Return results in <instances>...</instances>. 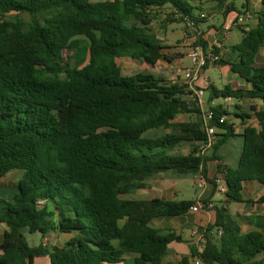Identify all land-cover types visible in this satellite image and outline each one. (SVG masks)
I'll use <instances>...</instances> for the list:
<instances>
[{
	"label": "trees",
	"instance_id": "1",
	"mask_svg": "<svg viewBox=\"0 0 264 264\" xmlns=\"http://www.w3.org/2000/svg\"><path fill=\"white\" fill-rule=\"evenodd\" d=\"M205 2L224 17L243 13L229 0H0V179L12 170L24 172L14 201L0 197V223L9 227L0 264H34L41 257L49 264H123L128 254L135 264H162L169 245L181 237L163 234L151 222L183 215L196 202L121 196L168 170L200 172L216 187V178L208 177L212 161L227 190L206 232L222 234L203 251L192 249V257L200 264H261L264 234H242L228 205L243 202L244 181L264 184V66H256L264 45V0L256 26L232 47L237 62H218L249 87L206 88L210 103L231 98L257 104L248 110L236 104L233 112L210 106L211 124L219 131L211 155L197 154L206 139L202 120L176 121L203 114L186 84L150 73L125 76L116 62L122 57L153 67L172 62L152 30L156 11L166 8L173 22L198 24ZM198 44L207 45L201 37ZM65 50L74 56L66 60ZM230 115L240 119L242 133H236ZM252 119L258 128L249 125ZM152 130L170 133L146 137ZM237 139L235 166L220 163L229 143L237 148ZM185 145L187 155L174 153ZM258 202L264 204V197ZM51 232L69 239L60 247H35L26 238Z\"/></svg>",
	"mask_w": 264,
	"mask_h": 264
},
{
	"label": "crops",
	"instance_id": "2",
	"mask_svg": "<svg viewBox=\"0 0 264 264\" xmlns=\"http://www.w3.org/2000/svg\"><path fill=\"white\" fill-rule=\"evenodd\" d=\"M263 0H246L245 5H243L242 10H250L253 15L251 19H254V23L252 20L248 21L245 27H240L242 33L243 31H249L254 28L257 24L256 14L263 9ZM215 4L211 2H205L204 10L200 13H206L208 17L204 20H200L197 25V32L193 33L190 40V44H186L185 46L189 48L191 43H193L195 35L201 37L207 45L212 44L216 38H218L219 34L216 35L215 32L221 31L222 27H216L214 24H211L216 16L221 15L223 17V21L225 26L228 23H231L235 20L238 15V12L233 11L230 12L227 16H223V14L219 11L213 10ZM239 10V11H242ZM198 13V14H200ZM254 16V17H253ZM203 23H209L207 25L208 33L205 32L203 28ZM222 24V25H223ZM236 30V29H235ZM215 31V32H214ZM231 30L227 37L224 39L223 50L222 52H228V60L237 62L236 56L232 55V47L239 42H235L231 46V50L227 46L228 40L232 37ZM213 35L211 38L207 35ZM243 38V36H242ZM242 40V39H241ZM186 41V40H185ZM187 41V42H188ZM198 41L196 42V44ZM180 55H184L179 53ZM259 58V59H258ZM256 60H259L260 64L256 63V66H264V45L260 48ZM210 65V64H209ZM218 68L219 82L223 83L224 87L226 85H230L233 88H248V84L241 79L237 74L231 71L229 65H220V64H211L208 68ZM207 68L201 74L200 80L195 84L198 89H206L209 84L216 86L218 89H222L218 87L217 81L212 79L210 76H206ZM235 83L237 87H235ZM223 87V88H224ZM205 94V91H204ZM209 98V95H208ZM209 100V99H208ZM244 100L235 101L234 99L228 100L225 99L224 102H229L227 104H243ZM248 102H252L254 105L257 104L255 101L247 100ZM214 101L209 102L210 106H214ZM225 107V106H224ZM226 108V107H225ZM201 115V120H202ZM200 120V119H199ZM249 125L258 128V123L255 119H252L249 122ZM236 133H242L243 125L236 126ZM188 146V145H187ZM189 148V146H188ZM190 150V148H189ZM189 153V152H188ZM187 155V154H185ZM210 163V162H209ZM217 163L218 162H213ZM222 164H227L228 161L223 160L220 162ZM218 165H214L215 170H217ZM211 164H208L210 179L216 178V187L214 184L208 183L200 174V172L191 173V174H179L174 170H168L162 173L155 174L151 179L145 182V188L135 191L132 194H127L121 196L123 200L129 201H146L152 199H161L165 201H195L196 204H201L202 208L198 211H192L191 209L180 216H165L156 218L151 222V227L160 230L163 234L173 233L176 236L181 237L180 242H172L169 245L168 254L165 257L162 264H196V261H199L196 258L192 257V249H196L198 251H203L207 242L218 243L217 241L220 238L218 234L219 230H213L207 233V227L212 225L215 222V207H220L224 204L226 200V186L223 182V175L219 173H213ZM24 172L22 170H12L8 172L5 176L0 179V197L8 202H13L16 194L19 192V182L23 178ZM193 181L194 184L191 186L187 185V181ZM195 188L194 197L185 199V196L188 195L189 188ZM242 197L243 202H232L228 205L229 213L232 219L237 222L241 229L242 234H248L252 232H262L264 234V204L258 202L260 198L264 197V184L259 183L255 180H247L243 182L242 188ZM204 201H208L210 207L204 208ZM195 204V205H196ZM9 231V227L5 223H0V245L2 244L6 232ZM193 231H197L198 233H204L207 237L206 244L202 245L199 243L196 237L192 236ZM207 233V234H206ZM26 238L31 246L44 245L48 247H60L68 241L69 236L51 232L46 235L44 238L40 233L34 234H26ZM2 256V252L0 251V257ZM258 261H261V264H264V256L261 255L257 258ZM200 262V261H199ZM50 260L48 257L36 258L34 260V264H49ZM123 264H135V256L134 255H126L124 258Z\"/></svg>",
	"mask_w": 264,
	"mask_h": 264
},
{
	"label": "rangeland",
	"instance_id": "3",
	"mask_svg": "<svg viewBox=\"0 0 264 264\" xmlns=\"http://www.w3.org/2000/svg\"><path fill=\"white\" fill-rule=\"evenodd\" d=\"M230 3H233L236 7L237 10H242L243 5H245L246 0H229ZM170 10L164 8L161 9L159 11H156V19L153 21L152 24V30L153 32L157 35V37L162 41V45L168 47V49L165 51V54L172 60V62H168V61H159L156 66H151L147 63H142L136 59H132L129 57H122V58H118L116 60L117 64L121 67L122 69V73L125 76H130L133 75L135 73H150L153 74L155 76L158 77H162L165 78L166 80L169 81H180L182 83H185V81L183 80V73L186 69H190L193 67L192 61L188 58L187 54L189 52V48H187L185 45L188 43L190 44V37L187 36V32L188 29L186 28L184 23H179V22H173L172 18L170 17ZM21 19H23L26 22H29L30 17L29 15L26 14H21L19 15ZM14 15H8L6 16L7 19L9 18H13ZM217 18H215L212 22H210L211 24H214L216 27L220 26L222 27L221 31L224 29L225 24L223 21V17L221 15H217ZM254 17V16H253ZM252 20V23H254V19H249V21ZM209 23H203V28L205 30V32L207 31L208 33V29H207V25ZM223 24V25H222ZM246 26V25H245ZM244 26V27H245ZM236 29V30H235ZM239 28H234L232 30H234L232 32V39L230 38L227 42V46L229 47V50H231V46L232 44H234L235 42H240L243 36V33L238 30ZM215 32L216 35L220 34V32ZM210 38L213 35H209L207 34ZM186 40V41H185ZM188 41V42H187ZM197 42V39L194 38L193 43H191V45H193L194 43ZM189 45V46H191ZM182 53L184 55H180L178 54ZM228 52H222L221 53V58H223L224 60H228V54H226ZM70 56H74V52H69L67 50L64 51V57L67 60L68 57ZM259 59V58H258ZM257 64L259 63V60H256ZM211 65V64H210ZM210 65H208L206 68V72L205 75L208 77L210 76L212 79H215L217 81V85L220 88H223L224 85L223 83L219 82V78L221 79L220 75H219V70L218 68H211L208 70V68L210 67ZM211 85V84H210ZM235 87H237V84L235 83ZM208 89L205 90V94L203 96V104L199 105L202 109L203 112H205L207 109H209V92L207 91ZM236 101V100H235ZM229 102H224L223 99H215L214 100V106L216 105H223L225 106L229 112H233L234 111V107L235 105L232 104H227ZM240 106H243L245 109H250V107L252 105H254L252 102H248L247 100H244L243 104H238ZM201 120V115H180L176 121L178 122H187L190 120ZM229 120L233 121L235 123H237V125H240L239 123L241 122L239 118H237L234 115H230L229 116ZM167 133H170L169 130H152L150 132H148L145 136L149 137V138H156V137H160L163 136ZM236 141L237 142V148H234L232 143H229L228 146L225 147V152L223 153V160L228 161L229 164H231V166H235L236 162H237V158L239 155V152L241 150V140H233V142ZM235 149V152H234ZM224 151V150H223ZM189 152V148L187 145L182 146L177 148L174 153L177 154H181V155H185L188 154ZM212 153V152H211ZM211 153L209 155H211ZM214 161L210 162L209 164H211L212 167H214V165H218L217 163H213ZM212 172L213 173H218L217 170H215V167L212 168ZM191 184H194L193 181H191L189 179V181H187V185L191 186ZM194 191L195 188H189L188 191V195L185 196V199H189L194 197ZM123 197V196H122Z\"/></svg>",
	"mask_w": 264,
	"mask_h": 264
},
{
	"label": "built area",
	"instance_id": "4",
	"mask_svg": "<svg viewBox=\"0 0 264 264\" xmlns=\"http://www.w3.org/2000/svg\"><path fill=\"white\" fill-rule=\"evenodd\" d=\"M253 13L250 10H244L242 14H239L235 20L231 23H228L224 29L220 32L218 38L214 40L212 44L203 46L201 44L194 43L189 47V52L187 54L188 58L192 61L193 67L186 69L183 73L184 84L187 85V91L191 93L190 98L192 101L197 102L198 105L203 104L204 89L196 88V83L200 80L201 74L209 64H218L221 59V50H223L224 39L227 37L228 33L234 28L244 27L245 24L252 18ZM208 17L206 13H202L199 17V20H204ZM197 21L188 20L185 24L188 29L187 36L191 38L193 33L197 32ZM197 41L199 37L195 35ZM231 100V98H228ZM203 112V111H202ZM203 128L206 133V139L204 142L199 144L198 155L206 156L209 155L217 143V134L219 133L218 129L211 124L214 119V113L207 109L202 114ZM225 117H222L219 122L224 123ZM209 207L211 205H208ZM202 208L201 204L194 205L191 210L198 211ZM210 234V233H209ZM222 233L219 231L218 233ZM193 237H196L200 244L204 245L207 242V237L204 233H198L193 231ZM196 264H200L199 261H196Z\"/></svg>",
	"mask_w": 264,
	"mask_h": 264
}]
</instances>
